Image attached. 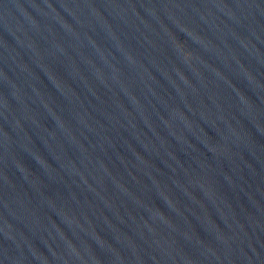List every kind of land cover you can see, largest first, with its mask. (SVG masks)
<instances>
[{
    "label": "water",
    "instance_id": "1",
    "mask_svg": "<svg viewBox=\"0 0 264 264\" xmlns=\"http://www.w3.org/2000/svg\"><path fill=\"white\" fill-rule=\"evenodd\" d=\"M0 264H264V0H0Z\"/></svg>",
    "mask_w": 264,
    "mask_h": 264
}]
</instances>
